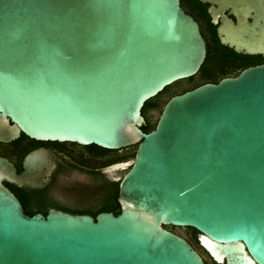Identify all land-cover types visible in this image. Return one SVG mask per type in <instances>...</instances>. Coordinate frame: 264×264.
Returning a JSON list of instances; mask_svg holds the SVG:
<instances>
[{
    "label": "water",
    "instance_id": "95a60500",
    "mask_svg": "<svg viewBox=\"0 0 264 264\" xmlns=\"http://www.w3.org/2000/svg\"><path fill=\"white\" fill-rule=\"evenodd\" d=\"M222 16V44L264 56V0H203ZM205 55L179 0H0V142L120 149L135 144L117 184L119 211L26 215L3 185L33 187L0 156V264H264V63L170 96L142 132L143 102L193 75ZM127 162L101 169L110 173Z\"/></svg>",
    "mask_w": 264,
    "mask_h": 264
},
{
    "label": "flooded vegetation",
    "instance_id": "af4514ba",
    "mask_svg": "<svg viewBox=\"0 0 264 264\" xmlns=\"http://www.w3.org/2000/svg\"><path fill=\"white\" fill-rule=\"evenodd\" d=\"M179 5L196 22L199 34L204 42L205 54L210 53L217 56L231 52L257 58L261 60L258 64L264 63V56L260 54L236 52L220 42L217 34L220 18L224 16L234 21L228 10L214 13L213 9L216 5L203 0H179ZM236 64V61L224 63L222 68L230 69L235 67ZM92 145L94 144L81 145L67 141L36 140L21 132L12 140L0 142V156L11 162L16 172L22 170V160L26 154L37 151L41 156L35 186L17 187L9 183L14 186L17 195L12 193L18 199L23 212L44 215L49 209L72 214H88V212L93 211L103 197V189L108 183L115 181L107 179V173H103L101 169L104 165L115 161L117 157L114 153L121 149H97ZM112 150L116 151L113 152ZM75 173L76 175L72 176ZM81 174L89 176L92 183L84 185L78 178L80 177L78 175ZM69 177L71 178V180H68L70 184H60L62 179ZM61 195L71 198L65 199ZM182 228L188 229V227ZM173 233L189 243L185 235L177 232ZM195 239V247L189 244L200 256L203 264H225L224 259L219 262L213 260L209 253L197 242V234Z\"/></svg>",
    "mask_w": 264,
    "mask_h": 264
},
{
    "label": "trees",
    "instance_id": "16d2710c",
    "mask_svg": "<svg viewBox=\"0 0 264 264\" xmlns=\"http://www.w3.org/2000/svg\"><path fill=\"white\" fill-rule=\"evenodd\" d=\"M234 62L236 61L237 64L233 68L223 69V64L228 62ZM261 60L241 55V54H235V53H226V54H220L217 56H213L212 54H205L203 61L201 62L198 70L191 76L180 79L172 82L171 84L165 86L161 91H159L157 94H155L153 97L145 100L140 108V114L143 117V123L139 126V129L142 132H148L151 130L154 126L155 120H151V116L149 114V111L152 109H161L163 103L172 95L179 94L185 90H189L199 84L205 83V82H217L220 78L225 76H235L241 69L245 68L246 66H251V64H258ZM161 97H164L163 100H160ZM131 146H126L123 148H120L121 150L129 149ZM136 146V145H135ZM92 147H95L97 149H103L96 145H92ZM115 152L116 150H112ZM118 151V150H117ZM122 157H117V159L114 162H120L122 161ZM111 164V163H109ZM107 164V165H109ZM107 165H104L107 166ZM7 189H9L11 192L16 194V191L14 189V186L3 181L2 182ZM108 183V182H106ZM117 181L110 182L106 185V187L103 189V197L101 201L99 202L98 206L94 208L93 211L88 212L90 216H94L98 212H111L113 214H117L119 211V205L117 202ZM17 195V194H16ZM26 215H32L30 213H27L24 211ZM164 228L172 231L171 225H163ZM190 236L187 237V240L189 243L195 247L196 239L195 236L197 232L193 228H189Z\"/></svg>",
    "mask_w": 264,
    "mask_h": 264
},
{
    "label": "rangeland",
    "instance_id": "374dc122",
    "mask_svg": "<svg viewBox=\"0 0 264 264\" xmlns=\"http://www.w3.org/2000/svg\"><path fill=\"white\" fill-rule=\"evenodd\" d=\"M164 97H161L160 100H163ZM159 109H152L149 111V114L151 116V120H156L158 114H159ZM134 150H135V144H133V146H131L129 149H126V150H119L117 152H115L114 154H116V157H122V161L123 162H127V164L125 166H123L122 168H119V169H116L110 173L107 174L106 178L107 179H113L115 181H118L121 176L124 174V172L128 169L129 165H130V162L132 161V158H133V153H134ZM76 175L75 174H72V176ZM80 177V181L85 185H89L90 183H92V180L89 178V176H86V175H78ZM68 180H71V178H64L61 180L60 184L61 185H66V184H70L68 182ZM61 197L65 198V199H68V198H71V197H66V196H63L61 195ZM173 232H177V233H181L182 235H185L186 237H189L190 236V232L187 228H182V227H176V226H172V229H171Z\"/></svg>",
    "mask_w": 264,
    "mask_h": 264
}]
</instances>
